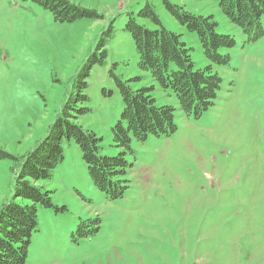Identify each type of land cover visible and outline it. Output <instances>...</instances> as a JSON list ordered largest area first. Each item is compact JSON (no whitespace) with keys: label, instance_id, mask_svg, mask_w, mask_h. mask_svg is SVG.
<instances>
[{"label":"rangeland","instance_id":"374dc122","mask_svg":"<svg viewBox=\"0 0 264 264\" xmlns=\"http://www.w3.org/2000/svg\"><path fill=\"white\" fill-rule=\"evenodd\" d=\"M68 1L96 17L58 22L31 0H0V150L7 154L0 157V208L10 200L34 204L13 197L21 156L63 116L79 72L87 71L86 99L73 104L68 120L98 136V155L123 151L111 130L123 110L117 78L132 89L153 87L156 105L174 107L176 130L132 139L120 176L127 188L114 200L93 184L75 140L63 136L62 160L49 178L31 182L49 191L51 205L35 204L37 229L23 264H264V31L248 40L216 0H169L232 36L231 47L217 49L228 55L219 64L163 0ZM147 5L179 35L194 70L210 66L221 78L213 105L198 118L138 67L125 26L134 20L159 28ZM79 226L92 232L81 236Z\"/></svg>","mask_w":264,"mask_h":264},{"label":"trees","instance_id":"16d2710c","mask_svg":"<svg viewBox=\"0 0 264 264\" xmlns=\"http://www.w3.org/2000/svg\"><path fill=\"white\" fill-rule=\"evenodd\" d=\"M31 1L49 10L54 20L58 22H73L97 15L93 10L85 9L68 0ZM216 1L223 14L240 27L248 40L262 36L264 30L261 26V18L264 16V0ZM163 2L180 23L185 24L188 30L198 33L203 53L209 60L219 64L227 62L228 55L219 54L217 49L231 47L234 44L232 36L217 34L214 29L215 22L210 16H197L187 11L184 6L172 4L169 0ZM148 7V15L159 25V28L149 29L134 20H130L125 26L132 35L138 53V67L146 70L163 89H170L174 93L177 104L187 117L198 118L213 105L221 78L209 71L210 66L194 70L189 49L180 40L179 35L162 26L154 10ZM94 57V53L88 57L87 66L91 65ZM86 75L87 71L77 73V93L63 104V116L57 117L49 124L45 136L21 156L13 184V197L28 198L34 204L24 206L10 200L0 208V264L25 262L30 237L37 229L35 204L40 202L46 206L51 205L49 191H42L31 182L49 178L52 169L62 160L63 136L75 140L93 184L108 200H114L122 197L127 188L120 176L125 173L127 165L125 153L131 150L132 139L142 142L150 135L168 136L176 130L173 118L174 107L156 105L155 98L150 93L153 87L132 89L127 81L117 78L115 80L120 90L123 110L121 118L111 130L114 145L122 148L123 151L116 156L98 155L100 140L98 136L68 120L71 117L73 104L79 99H86L81 95V89L86 86L84 80ZM86 111L87 108L80 109V112ZM3 156L7 154L0 150V157ZM81 223H84V220H81ZM78 232L83 236L92 231H83L79 226Z\"/></svg>","mask_w":264,"mask_h":264}]
</instances>
